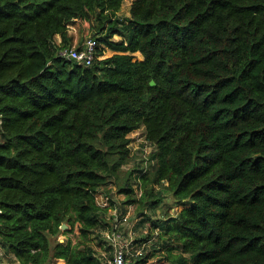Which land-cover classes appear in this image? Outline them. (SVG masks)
Here are the masks:
<instances>
[{
  "label": "trees",
  "instance_id": "16d2710c",
  "mask_svg": "<svg viewBox=\"0 0 264 264\" xmlns=\"http://www.w3.org/2000/svg\"><path fill=\"white\" fill-rule=\"evenodd\" d=\"M125 1L0 0V245L20 264H106L93 243L112 257L113 187L140 211L173 201L133 264H264V0H133L120 16ZM75 20L116 54L57 57Z\"/></svg>",
  "mask_w": 264,
  "mask_h": 264
},
{
  "label": "rangeland",
  "instance_id": "374dc122",
  "mask_svg": "<svg viewBox=\"0 0 264 264\" xmlns=\"http://www.w3.org/2000/svg\"><path fill=\"white\" fill-rule=\"evenodd\" d=\"M133 0H126L122 10L120 11L119 15L120 16H130V7L132 4ZM82 21V22H81ZM75 23V27L77 28V30L79 31V33H85V34H89V36H93L92 35V31H91V24L90 22L86 21V20H81ZM68 27L70 28V24L68 25ZM88 37V36H87ZM121 37L116 35L113 37L114 41H121ZM105 49V46H102ZM116 54V52L110 51V50H106L105 54L102 56L101 59L103 58H107L110 57L112 55ZM135 59H139L142 58L143 56L140 53H134L133 54ZM131 139L132 142L130 144V149H131V154L136 157L137 161H139L141 159L140 153H139V149L141 148V143L143 141H145V135H144V130H140L137 131L135 133H133L131 135ZM146 153L143 154V157L145 155H147L151 150H153V147L151 146H147L144 147ZM111 186H109L110 189ZM111 193H112V197H114V201H115V205L118 209V217L115 219V222L117 224L118 227V233L117 234V239H120L123 241V239H126L128 241H131L133 243V246L136 247V245H139V247L143 246L145 249H147L146 251L149 253L152 250L153 245H155L156 243L159 242V238L162 235L161 230L158 228V224L159 221L163 220L164 217V213L166 210H168L169 205H173V201L171 199L170 196L167 197V199H165L164 203H162L161 206L159 207H154L150 210H139L136 209V205L132 204V210L128 211V210H124V205H127V201H126V197L124 194H119L117 188H113L111 187L110 189ZM102 194H98L97 195V202L102 205V206H106L107 204H105L103 198H102ZM125 202V203H124ZM184 207H186L185 205H176L174 207L173 210H171V214H177L181 209H183ZM147 211V213H146ZM110 213L112 215L115 214L114 211L110 210ZM146 213L147 216H149L148 218H146V215L144 214ZM70 228L69 226H67L66 229ZM65 229V230H66ZM78 233L72 232L69 234V236H71L73 239H76ZM107 235V238L110 239V237L112 235ZM60 239H66V235H60L59 236ZM155 243V244H154ZM111 244V243H110ZM135 244V245H134ZM93 245H100L98 244L96 241L93 243ZM109 245V244H108ZM101 246V247H100ZM97 247V249H99L101 251V254L104 256L105 258V262L107 260H109V254L106 252L107 249L106 247H104L103 245H100ZM113 247V246H112ZM135 249L137 248H132V253H134ZM112 252V250H111ZM152 255L150 256L149 262L147 264H163V262L160 261L161 256L158 255V253L156 254V252L151 253ZM108 258V259H107ZM136 257L132 254H130V259H135ZM107 264V263H106ZM191 264V263H190Z\"/></svg>",
  "mask_w": 264,
  "mask_h": 264
},
{
  "label": "built area",
  "instance_id": "2783aa9c",
  "mask_svg": "<svg viewBox=\"0 0 264 264\" xmlns=\"http://www.w3.org/2000/svg\"><path fill=\"white\" fill-rule=\"evenodd\" d=\"M98 47H99V42L97 41V39L94 37H88L80 46H70L59 49L57 51V57L70 62L91 66L94 63V61L99 57L97 52ZM101 58L102 57H99V59ZM97 195H96V201H97ZM102 198L105 204L107 205L102 206L98 202L97 203L102 207L110 206V198L108 196H102ZM112 211L115 212L114 216H116L117 218L118 217L117 208L113 209ZM117 234L120 233H115L110 237V239H108L114 248V253L112 258L108 260L107 264H133L132 259H130V254H132V256L134 255L135 257L141 256L143 255L145 248L143 246L138 247L137 249H135L134 253H132V248H134L133 243L126 239H123V241L117 239V237L120 236V235L117 236Z\"/></svg>",
  "mask_w": 264,
  "mask_h": 264
},
{
  "label": "crops",
  "instance_id": "0c3cea01",
  "mask_svg": "<svg viewBox=\"0 0 264 264\" xmlns=\"http://www.w3.org/2000/svg\"><path fill=\"white\" fill-rule=\"evenodd\" d=\"M78 21H81V20H75V21H72L70 23L69 29H70V35L72 36V46H80L83 44V42L85 41L86 38L91 37V36H89V34H85L83 32L79 33V31L75 27V23ZM57 40H58V43L61 42L60 37H57ZM106 50H109V49H106ZM113 200H114V197H113ZM114 203H115V201H114ZM131 207H132V205H124V208H125L124 210L131 211L132 210ZM78 232H79V229L76 228L75 233H78ZM76 238H77V236H76ZM66 240L67 239H60L61 242H65ZM72 240L74 243H76L78 239H72ZM98 246H100V245H96V249ZM138 247H139V245H136V247H134V248H138ZM97 250L100 251L99 249H97ZM113 253H114V248L112 251V256H113ZM111 258H109V259H111ZM0 264H20V263L12 254L8 253L7 250L2 245H0ZM52 264H68V263L65 259H58V260L54 261Z\"/></svg>",
  "mask_w": 264,
  "mask_h": 264
},
{
  "label": "water",
  "instance_id": "95a60500",
  "mask_svg": "<svg viewBox=\"0 0 264 264\" xmlns=\"http://www.w3.org/2000/svg\"><path fill=\"white\" fill-rule=\"evenodd\" d=\"M151 85L154 86V85H155V82H154V81H151ZM66 228H67V225L64 224V225L62 226V229L65 230Z\"/></svg>",
  "mask_w": 264,
  "mask_h": 264
}]
</instances>
